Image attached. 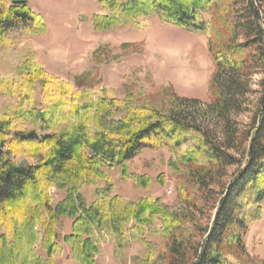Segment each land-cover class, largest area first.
I'll use <instances>...</instances> for the list:
<instances>
[{"label":"trees","instance_id":"obj_1","mask_svg":"<svg viewBox=\"0 0 264 264\" xmlns=\"http://www.w3.org/2000/svg\"><path fill=\"white\" fill-rule=\"evenodd\" d=\"M26 1L0 0V59L12 69L0 76V95L8 99L0 114V264H53L62 217L72 220L64 240L78 264H94L96 231L112 234L121 248L143 238L156 219L171 239L172 256L183 260V242L175 240L182 218L168 214L158 200L135 205L112 196L105 174L118 168L124 176L142 150L161 148L180 151V161L195 165L199 181L207 178V184L234 167L214 221L192 249V264H243L228 260L222 248L238 245L264 206V0H229L209 21L201 15L216 0H98L93 31L140 28L157 14L164 23L207 37L214 63L208 110L219 122L216 129L204 116H192L189 105L196 102L172 98L166 112L148 102L133 105L107 89L76 90L46 72L34 52L13 57L24 38L47 30ZM241 114L249 115L245 126L236 123ZM18 154L28 162L17 161ZM97 180L106 187L87 205L80 188ZM50 189L65 190L66 197L53 205Z\"/></svg>","mask_w":264,"mask_h":264},{"label":"rangeland","instance_id":"obj_2","mask_svg":"<svg viewBox=\"0 0 264 264\" xmlns=\"http://www.w3.org/2000/svg\"><path fill=\"white\" fill-rule=\"evenodd\" d=\"M26 2L30 10L42 18L47 30L40 36L24 38L13 57L34 52L46 72L69 82L76 90L107 89L114 98L129 99L133 105L148 102L166 112L173 99L196 102L197 105H189L192 116L197 120L204 116L209 127L219 128V122L208 110L214 63L204 34L164 23L157 14L142 20L140 28L130 24L112 32H96L92 29V17L100 13L98 0ZM227 4L229 0H216V9L213 6L205 11L202 18L209 21L214 11H224ZM262 7L264 11V1ZM11 70L9 61L0 59V76ZM259 79L260 75L252 78V90H258ZM34 95L39 103V91ZM7 104L8 99L0 95V114ZM192 107L195 108L192 110ZM248 116L239 115L236 123L245 126ZM179 153L167 148L144 149L128 162L126 175L123 176L118 168L105 174L113 186L112 196L135 205L143 199L158 200L168 214L182 218L184 228L175 234V240L183 242V260L172 256L171 239L165 237L161 222L156 219L143 238L128 241L121 248L117 247L112 234L96 231L94 240L98 250L93 256L94 264H192V249L197 242L203 241L204 229L214 221L218 203L235 169L226 170L222 177L213 178V182L207 184V178L200 182L195 165L180 161ZM15 158L22 163L28 162L20 154ZM105 187L103 180H97L81 186L79 192L90 205L97 190ZM48 196L50 203L58 205L66 197V191L50 189ZM261 213L258 221L249 222L245 234L239 233L238 245L237 241L224 244L222 253L228 260L243 264L264 263V206ZM71 226L70 218L62 217L58 221L56 232L60 251L54 254L53 264H78L64 240ZM231 229L238 238V230ZM36 250L43 255L42 250Z\"/></svg>","mask_w":264,"mask_h":264},{"label":"water","instance_id":"obj_3","mask_svg":"<svg viewBox=\"0 0 264 264\" xmlns=\"http://www.w3.org/2000/svg\"><path fill=\"white\" fill-rule=\"evenodd\" d=\"M15 3H17V4H25L26 2H15Z\"/></svg>","mask_w":264,"mask_h":264}]
</instances>
